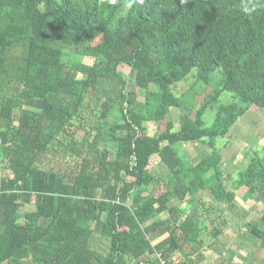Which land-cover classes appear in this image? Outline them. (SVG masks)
Masks as SVG:
<instances>
[{"label": "trees", "instance_id": "16d2710c", "mask_svg": "<svg viewBox=\"0 0 264 264\" xmlns=\"http://www.w3.org/2000/svg\"><path fill=\"white\" fill-rule=\"evenodd\" d=\"M245 3L0 0V161L11 175L0 177V264H172L175 252L178 264H198L191 258L219 231L196 206L177 218L174 200L192 201L200 190L220 204L264 198V144L231 173L218 146L247 110L264 112V2L252 17ZM125 66L134 70L133 91L119 72ZM193 69L190 90L174 94ZM214 72L221 86L207 92L200 85ZM224 91L234 101L220 103ZM90 93L99 106L85 102ZM207 109L215 110L209 127ZM105 141L112 151L99 149ZM195 141L205 147L197 161L179 155L176 146ZM71 151L82 158L77 170L63 159ZM152 156L161 178L148 169ZM28 203L34 210L21 213ZM258 219L243 224L264 248ZM94 234L109 239L107 253L89 247Z\"/></svg>", "mask_w": 264, "mask_h": 264}, {"label": "rangeland", "instance_id": "374dc122", "mask_svg": "<svg viewBox=\"0 0 264 264\" xmlns=\"http://www.w3.org/2000/svg\"><path fill=\"white\" fill-rule=\"evenodd\" d=\"M87 64L92 63V59H84ZM196 70L193 69L182 81L176 83L172 86L171 91L176 95H181L189 89L192 81L188 77L194 74ZM119 72L124 74L127 80L128 91H133L135 88V83L133 81L134 70L129 69L127 66L119 68ZM222 77L219 72H214L210 75L208 84L206 86L198 84L194 87L206 88L207 92L215 91L219 86H221ZM156 87L150 85V90H154ZM190 90V89H189ZM190 94V93H188ZM86 98L89 103L99 106L101 100L94 99L99 98L96 93H90ZM191 97V94L189 95ZM140 100L143 98L138 97ZM220 103L226 104L234 101L232 99V94L229 91H224L219 97ZM178 110L175 108L171 109V117L174 124L177 126L179 119ZM215 117L214 109H207L203 115L205 125L207 127L211 126ZM264 112L262 109L250 108L247 112L240 116L235 124L229 129L230 141L225 143V139L220 138L218 141V146L221 150L220 154L222 157V168L227 170H233V164H236L238 168H244L249 158L246 156L247 153L263 152V132H264V122H263ZM109 121L113 120L111 117ZM77 129L76 131H74ZM148 132L154 133L156 125H148ZM69 131H74V140L79 142L82 139L83 131L80 130L76 125L68 128ZM92 136V135H91ZM91 137L89 138V140ZM224 145L222 146V144ZM105 146V147H104ZM101 146L99 149H108L112 151V144L105 141V145ZM179 155L186 156L187 158H195L197 161L201 157L200 152L205 149L201 141H195L192 143L182 142L176 146ZM1 159V158H0ZM70 167L79 169L81 165V156L77 153L71 151L67 154L66 158H63ZM149 170L154 174V176L162 177L165 171L158 161L157 156H152L149 163ZM72 170V168H71ZM10 172L6 169L5 163L0 161V177H9ZM209 184L215 182V176L213 174L208 175ZM131 179L127 177L126 180ZM230 184L229 181H225ZM149 191H155V185L151 184ZM253 199L257 200L256 202ZM236 202V204H235ZM175 205L178 206L179 211L177 218H183L192 206L198 207V213L201 217L205 219L208 228H216L219 232L216 234L221 235L220 238L216 236L209 237L210 244L202 249L198 254L191 258V263L197 262L198 264H212L213 262H222L223 264H240L241 262H248L250 264H264V248L262 246V241L255 234H252L248 230V226L256 224L258 218L264 215V198L258 199L256 195L251 197H242V195H235L234 199L227 203H219L214 199L210 192L206 190H200L194 197V200L189 202L180 203L178 200H174ZM183 204V205H182ZM235 204V205H234ZM34 210L32 203L23 205L20 208L21 213L30 212ZM226 212V213H224ZM168 210L162 212L159 217L167 218L169 217ZM172 218V217H170ZM39 221V220H38ZM171 222V221H170ZM261 222V221H260ZM243 223H247L248 226H244ZM263 224V223H262ZM205 238L206 234L203 235ZM217 238V239H216ZM217 240L214 241L213 240ZM89 247L102 253H107L110 249V241L108 238L94 234L89 242ZM238 256V257H235ZM158 258V257H157ZM182 260L180 253L175 252L172 254V264H178Z\"/></svg>", "mask_w": 264, "mask_h": 264}, {"label": "clouds", "instance_id": "9594fccd", "mask_svg": "<svg viewBox=\"0 0 264 264\" xmlns=\"http://www.w3.org/2000/svg\"><path fill=\"white\" fill-rule=\"evenodd\" d=\"M261 2H264V0H261ZM241 10L246 16L252 17L257 11V0H247Z\"/></svg>", "mask_w": 264, "mask_h": 264}, {"label": "crops", "instance_id": "0c3cea01", "mask_svg": "<svg viewBox=\"0 0 264 264\" xmlns=\"http://www.w3.org/2000/svg\"><path fill=\"white\" fill-rule=\"evenodd\" d=\"M225 172H230V173H231L232 171H231V170H225ZM235 204H236V202H235ZM235 204H234V205H235ZM182 205H183V204H182ZM224 213H226V212H224ZM203 235H204V234H203ZM203 235H202V237H201V238H203V237H204ZM216 237H217V238H220V237H221V235H217ZM217 238H216V239H217ZM216 239H215V240H213V242H214V241H217ZM235 257H238V256H235ZM215 263H222V262L218 261V262H213L212 264H215Z\"/></svg>", "mask_w": 264, "mask_h": 264}]
</instances>
